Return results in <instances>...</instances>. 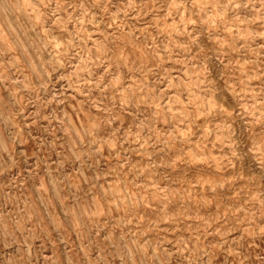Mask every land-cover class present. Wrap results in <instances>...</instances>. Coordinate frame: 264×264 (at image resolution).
I'll return each mask as SVG.
<instances>
[{
  "label": "rangeland",
  "instance_id": "1",
  "mask_svg": "<svg viewBox=\"0 0 264 264\" xmlns=\"http://www.w3.org/2000/svg\"><path fill=\"white\" fill-rule=\"evenodd\" d=\"M0 264H264V0H0Z\"/></svg>",
  "mask_w": 264,
  "mask_h": 264
}]
</instances>
